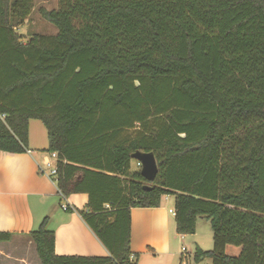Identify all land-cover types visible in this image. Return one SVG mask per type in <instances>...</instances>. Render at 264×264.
<instances>
[{"label":"trees","instance_id":"obj_1","mask_svg":"<svg viewBox=\"0 0 264 264\" xmlns=\"http://www.w3.org/2000/svg\"><path fill=\"white\" fill-rule=\"evenodd\" d=\"M33 7L0 0V152L24 153L40 121L57 190L87 195L76 211L108 252L56 255L44 217L27 234L39 263L135 264L130 210L172 196L177 233L209 222L195 260L264 264V0H57L38 9L56 33L24 41Z\"/></svg>","mask_w":264,"mask_h":264},{"label":"crops","instance_id":"obj_2","mask_svg":"<svg viewBox=\"0 0 264 264\" xmlns=\"http://www.w3.org/2000/svg\"><path fill=\"white\" fill-rule=\"evenodd\" d=\"M36 148L28 135V149L24 153L0 152V231L12 233L9 241L0 242V258L6 246L15 250L35 249L27 234L44 217L48 229L54 232L56 255L107 256L106 249L76 211L85 209L87 195L70 194L64 201L72 210H62L56 184L40 171L49 154L37 153ZM169 210L173 209L166 207L164 198L159 207L130 210V249L136 254L135 264L182 262L179 241L185 235L176 232Z\"/></svg>","mask_w":264,"mask_h":264},{"label":"rangeland","instance_id":"obj_3","mask_svg":"<svg viewBox=\"0 0 264 264\" xmlns=\"http://www.w3.org/2000/svg\"><path fill=\"white\" fill-rule=\"evenodd\" d=\"M57 0H34V7L26 20L16 27V32L25 41L31 34L39 33L44 35H53L56 33V28L48 21L41 18L38 13L39 8L52 9L56 8ZM28 135L29 139L37 146L35 152L46 155L44 151L47 147L48 140L44 126L40 121L31 119L28 123ZM49 157V156H48ZM53 162V159H51ZM131 168H136L135 160L132 159L130 162ZM44 168V167H43ZM45 172H47L45 170ZM166 207H172L173 209V198L172 196L164 197ZM179 245L185 248V252L180 251L183 255V261L186 264H210L208 258H201L195 260L193 253L196 248L202 250H210L213 246L212 242V231L209 226V222L204 217H198L196 221V227L193 234L185 235V239L179 241ZM179 246V248H180ZM3 249V248H2ZM15 250L11 246H6L3 258H0V264H40L35 254V249L27 250ZM240 248L233 245H227L225 251L228 255H237ZM25 258L24 261L20 260L19 257Z\"/></svg>","mask_w":264,"mask_h":264},{"label":"water","instance_id":"obj_4","mask_svg":"<svg viewBox=\"0 0 264 264\" xmlns=\"http://www.w3.org/2000/svg\"><path fill=\"white\" fill-rule=\"evenodd\" d=\"M132 159L136 160L140 164V174L148 181L155 178L157 173V165L154 155L151 152H134ZM148 188V186H143Z\"/></svg>","mask_w":264,"mask_h":264},{"label":"built area","instance_id":"obj_5","mask_svg":"<svg viewBox=\"0 0 264 264\" xmlns=\"http://www.w3.org/2000/svg\"><path fill=\"white\" fill-rule=\"evenodd\" d=\"M55 158H56V153H51L49 154V157L47 160L44 162V168H40V171L48 176L50 180H52L54 183L56 182L55 175H56V168H55ZM51 159H53V162H51ZM137 165L140 166L139 162H137ZM45 170L47 172H45ZM58 194L60 195L62 201L60 203V207L62 210L66 211L70 209L71 207L64 201V198L61 196V194L58 191ZM72 209V208H71ZM173 214V210H169ZM181 251L185 252V248L182 246ZM182 264H186L183 260L181 262Z\"/></svg>","mask_w":264,"mask_h":264}]
</instances>
